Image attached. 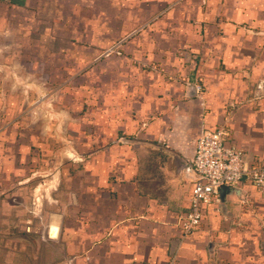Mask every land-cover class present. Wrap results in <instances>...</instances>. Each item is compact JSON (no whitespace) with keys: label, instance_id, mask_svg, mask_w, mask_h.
I'll return each mask as SVG.
<instances>
[{"label":"rangeland","instance_id":"374dc122","mask_svg":"<svg viewBox=\"0 0 264 264\" xmlns=\"http://www.w3.org/2000/svg\"><path fill=\"white\" fill-rule=\"evenodd\" d=\"M42 1L36 14L0 6V119L10 114L5 124L25 145L20 172L30 180L21 188L26 218H13L5 256L11 264H74L81 254H65L64 224L50 225V214L66 203L67 180L74 193L83 180H98L96 163L90 165L99 150L129 146L138 163L131 180L149 172L159 180L155 163L169 154L154 149L151 131L180 102L200 101L217 84L212 95L229 113L247 99L264 98V87L247 84L249 72H225L221 59L204 57L202 50L220 42L206 40L184 10L150 7L148 0ZM225 84L236 104L221 105ZM199 108L210 111L203 103ZM153 155L158 160L148 165Z\"/></svg>","mask_w":264,"mask_h":264},{"label":"crops","instance_id":"0c3cea01","mask_svg":"<svg viewBox=\"0 0 264 264\" xmlns=\"http://www.w3.org/2000/svg\"><path fill=\"white\" fill-rule=\"evenodd\" d=\"M43 2L0 0V6L36 14ZM147 3L150 7L184 10L186 17L192 16L200 26L206 40L220 42L219 48L202 50L204 57L221 59L225 72H249L247 84L251 82L253 86L257 80L261 81L257 88L264 87V0H148ZM1 20L2 24L7 22L5 16ZM216 77L221 78L219 72ZM210 88V93L200 98L201 102L196 99L180 102L178 109L168 116L167 125L151 131L158 144L154 149H166L169 154L155 163L160 169L156 175L159 180H154L155 174L150 172L144 180L137 177L131 180L138 163L126 145L100 148L90 166L96 163L101 180H83L81 191L76 193L71 180H67L70 187L66 203L50 214V225L56 227V219L64 224V229L63 224L59 226L67 235L63 244L65 254H81L75 259L76 264L264 263V193L248 183L238 190L239 194L227 193L220 205L207 207L200 225L191 233L184 235L180 228L179 219L188 211L193 181L185 164L191 162L195 140L201 132L215 130L218 123L225 124L226 144L242 150L248 164H264V98L247 99L245 105L232 106L226 113L223 107H217L218 94L212 95L219 86ZM221 89L229 91L226 96L220 95L221 105L236 104L229 85ZM200 103L210 111L204 114ZM9 115L3 112L0 119V264H11L5 256L10 247V224L15 222L13 218H17L16 223L26 218V196L21 188L30 181L21 176L25 145L17 144L15 137L19 135L11 133L5 124ZM157 157L153 155L146 163L149 165ZM107 165L112 166L111 171ZM110 174L115 180L107 179ZM17 228L22 226L18 224ZM73 233L80 235L73 239ZM54 247L57 252V246Z\"/></svg>","mask_w":264,"mask_h":264},{"label":"built area","instance_id":"2783aa9c","mask_svg":"<svg viewBox=\"0 0 264 264\" xmlns=\"http://www.w3.org/2000/svg\"><path fill=\"white\" fill-rule=\"evenodd\" d=\"M226 129L201 132L188 163L193 177L188 211L179 219L184 235L197 228L211 205H220L221 188L239 190L248 183L264 193V164H248L242 150L226 144ZM240 191V190H239Z\"/></svg>","mask_w":264,"mask_h":264},{"label":"water","instance_id":"95a60500","mask_svg":"<svg viewBox=\"0 0 264 264\" xmlns=\"http://www.w3.org/2000/svg\"><path fill=\"white\" fill-rule=\"evenodd\" d=\"M185 169L188 171V173L191 174V169H190L188 164H185ZM232 192H235L236 194H239L238 190H234V189L226 188V187L221 188V190L219 192L221 203L223 202L224 195L227 194V193H232Z\"/></svg>","mask_w":264,"mask_h":264}]
</instances>
